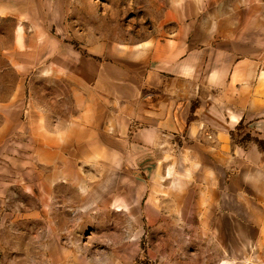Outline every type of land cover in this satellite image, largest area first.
<instances>
[{"label": "rangeland", "instance_id": "1", "mask_svg": "<svg viewBox=\"0 0 264 264\" xmlns=\"http://www.w3.org/2000/svg\"><path fill=\"white\" fill-rule=\"evenodd\" d=\"M250 1L264 34V0H0V264H264V235L174 209L184 163L161 176L127 155L43 153L79 116L75 66Z\"/></svg>", "mask_w": 264, "mask_h": 264}, {"label": "crops", "instance_id": "2", "mask_svg": "<svg viewBox=\"0 0 264 264\" xmlns=\"http://www.w3.org/2000/svg\"><path fill=\"white\" fill-rule=\"evenodd\" d=\"M256 7L250 1L244 15L220 24L189 22L120 58L75 66L79 116L59 126L44 155H127L137 170L161 176L167 163H184L191 175L166 184L174 209L185 203L191 218L264 235V34Z\"/></svg>", "mask_w": 264, "mask_h": 264}]
</instances>
